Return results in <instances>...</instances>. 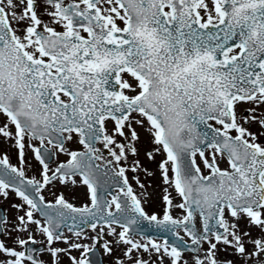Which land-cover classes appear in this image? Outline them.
I'll return each instance as SVG.
<instances>
[{"label":"snow or ice","instance_id":"snow-or-ice-1","mask_svg":"<svg viewBox=\"0 0 264 264\" xmlns=\"http://www.w3.org/2000/svg\"><path fill=\"white\" fill-rule=\"evenodd\" d=\"M0 145V264H264V0H0Z\"/></svg>","mask_w":264,"mask_h":264},{"label":"rangeland","instance_id":"rangeland-1","mask_svg":"<svg viewBox=\"0 0 264 264\" xmlns=\"http://www.w3.org/2000/svg\"><path fill=\"white\" fill-rule=\"evenodd\" d=\"M0 147H2V145H0ZM11 160L12 162H16V156H15V153L12 152L11 153ZM11 203V201H4L3 199H0V207H2L3 209L7 210L9 215H11V213L14 211V209H11L9 207V204ZM104 260H105V264H108V261H109V257L107 256H103ZM65 261H66V264H67V259L65 258Z\"/></svg>","mask_w":264,"mask_h":264}]
</instances>
